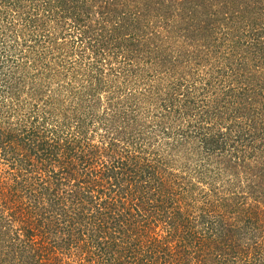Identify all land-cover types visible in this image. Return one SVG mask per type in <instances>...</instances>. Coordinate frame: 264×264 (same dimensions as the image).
Instances as JSON below:
<instances>
[{"label": "trees", "instance_id": "16d2710c", "mask_svg": "<svg viewBox=\"0 0 264 264\" xmlns=\"http://www.w3.org/2000/svg\"><path fill=\"white\" fill-rule=\"evenodd\" d=\"M0 264H264V0H0Z\"/></svg>", "mask_w": 264, "mask_h": 264}, {"label": "rangeland", "instance_id": "374dc122", "mask_svg": "<svg viewBox=\"0 0 264 264\" xmlns=\"http://www.w3.org/2000/svg\"><path fill=\"white\" fill-rule=\"evenodd\" d=\"M219 52H222V50L219 51ZM217 56H218V54H217ZM214 63H215V61H214ZM216 71H217V67H216V65H215L213 68H209V70H208L209 74H210V73H214V76L217 75Z\"/></svg>", "mask_w": 264, "mask_h": 264}]
</instances>
